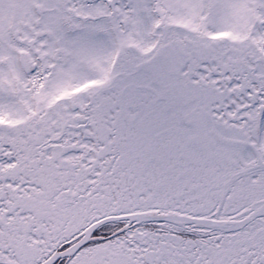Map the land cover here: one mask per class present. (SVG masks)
<instances>
[{"label":"snow or ice","instance_id":"obj_1","mask_svg":"<svg viewBox=\"0 0 264 264\" xmlns=\"http://www.w3.org/2000/svg\"><path fill=\"white\" fill-rule=\"evenodd\" d=\"M0 264H264V0H0Z\"/></svg>","mask_w":264,"mask_h":264}]
</instances>
